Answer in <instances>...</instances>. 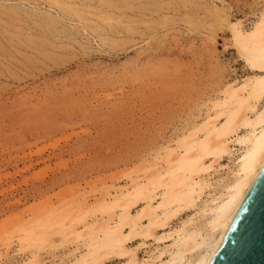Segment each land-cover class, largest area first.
I'll return each instance as SVG.
<instances>
[{"label":"rangeland","instance_id":"obj_1","mask_svg":"<svg viewBox=\"0 0 264 264\" xmlns=\"http://www.w3.org/2000/svg\"><path fill=\"white\" fill-rule=\"evenodd\" d=\"M58 1L0 0V264L25 261L24 224L127 187L252 75L226 22L249 30L264 11V0ZM52 238L34 264L68 254Z\"/></svg>","mask_w":264,"mask_h":264},{"label":"bare ground","instance_id":"obj_2","mask_svg":"<svg viewBox=\"0 0 264 264\" xmlns=\"http://www.w3.org/2000/svg\"><path fill=\"white\" fill-rule=\"evenodd\" d=\"M89 1L91 5L102 2ZM213 13L218 17L221 11ZM226 23L233 46L252 75L226 85L205 119L134 177L126 176L127 187L116 188L113 183L95 203L87 199L80 203L75 216L72 211L44 213L24 224L17 238L18 250L26 256L20 264H34L42 248L53 249L56 236L58 248L71 245L60 264H212L228 226L264 167V11L249 30L241 21ZM224 159L232 166H222ZM220 172L225 176H218ZM190 212L179 225L169 226ZM165 228L169 230L157 236ZM136 239L142 240V247L130 248ZM141 249L147 254L142 259Z\"/></svg>","mask_w":264,"mask_h":264},{"label":"water","instance_id":"obj_3","mask_svg":"<svg viewBox=\"0 0 264 264\" xmlns=\"http://www.w3.org/2000/svg\"><path fill=\"white\" fill-rule=\"evenodd\" d=\"M212 264H264V167L228 226Z\"/></svg>","mask_w":264,"mask_h":264}]
</instances>
